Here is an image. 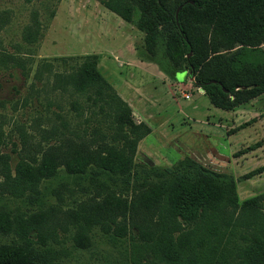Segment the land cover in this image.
Segmentation results:
<instances>
[{"label":"trees","instance_id":"1","mask_svg":"<svg viewBox=\"0 0 264 264\" xmlns=\"http://www.w3.org/2000/svg\"><path fill=\"white\" fill-rule=\"evenodd\" d=\"M100 3L144 34L137 47L141 59L173 80L189 71L215 107L235 110L264 93V0ZM44 32L35 18L24 27L23 38L36 45ZM85 60L71 84L105 97L111 117L85 130L91 140H52L43 151L29 145L34 164L18 156L14 172L9 156L0 154V186L7 187L0 198L25 204L22 214L0 207V231L15 236L0 245V264H51L36 245L58 240L63 222L80 233L78 247H87L88 233L98 223L105 232L139 240L163 264H264V192L241 203L233 174L191 156L171 166L138 163V144L151 128L135 120L100 73L99 56L87 54ZM96 135L103 142L95 145ZM68 179L90 195L72 214L61 200L53 202Z\"/></svg>","mask_w":264,"mask_h":264},{"label":"rangeland","instance_id":"2","mask_svg":"<svg viewBox=\"0 0 264 264\" xmlns=\"http://www.w3.org/2000/svg\"><path fill=\"white\" fill-rule=\"evenodd\" d=\"M98 2L100 0H0V154L9 156L13 172L18 156L34 164L35 156L27 153L28 147L36 149L40 146L43 151L52 140H91V135L87 139L86 131L102 126V120L104 122L111 117L108 106L104 105L105 97H99L91 87L82 92L71 84L84 65L87 52L99 47L113 55L111 44L115 41L110 34L107 39L99 35L97 22L100 20L93 18L89 8ZM2 17L8 20L2 22ZM35 18L40 20L45 31L36 45L23 38L24 27ZM104 22L101 21L100 27L103 30L106 27ZM136 30L133 36L135 43L139 44L142 39H138L136 34L139 31ZM186 74L189 75V71ZM186 74L179 73L178 78L182 79ZM189 91L191 99L180 97L179 103L192 120L179 114L175 126L170 127L176 136L173 143L183 147V153L165 149L158 133L150 139L153 143L151 152L168 155L173 164L190 155V140L196 143L204 141V145L205 141L217 143L215 147L224 159L201 157L200 162L214 170L233 174L241 203L263 193L264 93L254 98L253 103L243 106L247 109L255 107L254 110L260 112L254 116L263 120L261 135L254 141L250 136L252 130L243 131L247 126L238 130L231 128L233 121L228 111L215 107L207 96ZM195 104L199 106L196 114L193 113ZM174 111L176 114V109ZM44 128L50 132H43ZM102 142L98 135L93 139L95 145ZM158 156L160 163L164 162L165 157ZM1 181L3 177L0 175ZM73 181L68 179L66 185L69 188L58 189V193L53 195V202L61 200L64 210L71 214L77 204H83L90 198L88 193H82L84 189L78 190ZM6 188L1 185L0 192ZM0 199V207L3 204L7 209H13V213H24L25 204L21 201ZM28 206L34 208L30 203ZM69 224L63 222L58 240L49 238L47 244L36 242V248L49 258L51 264H152L157 261L159 263L156 264H163L162 260L141 247L139 240L119 237V231L117 234L105 232L98 223L92 226L93 232L88 233L87 247H78L76 240L80 233ZM13 238L14 234L0 231V245L12 242Z\"/></svg>","mask_w":264,"mask_h":264},{"label":"crops","instance_id":"3","mask_svg":"<svg viewBox=\"0 0 264 264\" xmlns=\"http://www.w3.org/2000/svg\"><path fill=\"white\" fill-rule=\"evenodd\" d=\"M89 8L92 11L93 18L100 20L97 22L99 35L107 39L108 34H110L115 44H111L113 46V55L105 53L99 47L87 53L99 56L98 69L100 73L112 84L120 97L129 104L135 120L138 123H146L151 128V132L142 138L138 144L136 161L146 166L173 165L174 163L171 164L170 157L168 155L165 156L163 153H158L162 157H165L164 162L160 163L158 154L156 155L150 150V146L153 145V143H150L152 142L150 139L158 133L165 149L181 151L183 147L173 143L176 140V136L173 135L170 127L175 126L174 122L176 116L179 114H183L184 117L190 120L192 119L182 108L179 98L191 99L192 94L189 90H192V92L197 91L200 96H207L205 90L195 86L194 77L190 75L186 74L182 79L173 80L157 64L141 59L137 47L141 45L142 41L139 44L135 43V35L133 36V33L137 28L132 24L104 7L100 2H98V5H93L92 8L89 5ZM102 20L106 21L104 22L106 25L104 30L100 28ZM109 26L111 29H109ZM136 31H139V34H136L138 35V39L141 38L143 40L144 34L138 29ZM186 95H189V97L187 98ZM253 102L250 101L245 104ZM245 104L235 110L225 111H228L233 121L232 125H230L231 128L235 127L238 130L247 126L243 131L252 130L250 131V136L255 141L261 135L262 129L260 126L263 125V120L254 116V114L260 112L259 110H254L255 107L252 109L244 108ZM198 111L199 106L195 104L193 106V113L196 114ZM190 114L192 113L190 112ZM207 123H210V121L208 120ZM189 143L188 150L190 155L185 156H191L199 162L201 161V157L204 159H224V155L215 147L217 143L213 144L205 141L206 144L204 145V141L203 143H196L194 140H190ZM180 145L184 146L181 143ZM181 152L183 153V151ZM202 164L208 167L207 164ZM214 171L222 172L218 169Z\"/></svg>","mask_w":264,"mask_h":264},{"label":"built area","instance_id":"4","mask_svg":"<svg viewBox=\"0 0 264 264\" xmlns=\"http://www.w3.org/2000/svg\"><path fill=\"white\" fill-rule=\"evenodd\" d=\"M186 97L188 98V97H189V95H186Z\"/></svg>","mask_w":264,"mask_h":264}]
</instances>
